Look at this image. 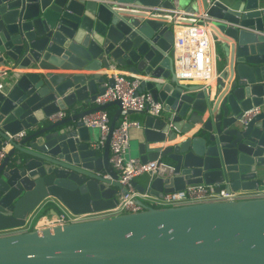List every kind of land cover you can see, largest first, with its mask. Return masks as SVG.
<instances>
[{
    "label": "water",
    "instance_id": "95a60500",
    "mask_svg": "<svg viewBox=\"0 0 264 264\" xmlns=\"http://www.w3.org/2000/svg\"><path fill=\"white\" fill-rule=\"evenodd\" d=\"M203 16L218 39L209 84L179 82L174 21ZM104 53L135 60L138 91L164 104L145 111L137 157L167 160L139 190L162 196L194 182L253 190L264 174V0H0V228L25 223L46 199L73 212L114 206L121 188L109 162L119 99L104 92ZM141 69V70H140ZM106 81L113 85V76ZM115 104L108 137L94 145L82 116ZM256 108L247 120L244 111ZM64 110L65 115H52ZM134 112L130 109L129 113ZM25 130L16 140L8 133ZM150 143L158 145L150 146ZM141 204H144L139 200ZM56 212L55 208L53 209ZM0 264H264V196L138 211L0 236Z\"/></svg>",
    "mask_w": 264,
    "mask_h": 264
},
{
    "label": "built area",
    "instance_id": "2783aa9c",
    "mask_svg": "<svg viewBox=\"0 0 264 264\" xmlns=\"http://www.w3.org/2000/svg\"><path fill=\"white\" fill-rule=\"evenodd\" d=\"M177 19L174 21V23ZM178 21L177 23H180ZM189 22V21H188ZM174 28V72L179 82L189 83L199 81L203 88L209 85V79L213 76L212 43L218 37L212 38L211 28L203 16H197ZM7 65H0V88L3 86V76L6 73ZM114 83L109 85L105 79L106 88L103 93L98 94L94 100L97 104H103L110 100L119 99L120 113L109 137V162L116 170L121 188L116 193V203L110 208L92 209L85 212H73L60 200L50 199L54 204L56 212L50 215L39 214L33 210L27 215L25 223L18 226L0 228V236L9 235L29 229H40L45 226L62 225L68 222H77L89 219H96L116 215L119 213L138 211L144 208V204L152 206H175L203 201L237 200L248 197L264 196V178L259 182L258 187L253 190L228 189L225 184L194 182L187 184L185 188L164 192L162 196L154 195L149 190H139L133 183L136 175L151 170L155 175H163L172 170V165L160 159L141 160L139 157L128 155L129 130L131 127H141V122L130 118L129 110L145 111L154 116L163 113L164 104L161 100L155 99L148 90L138 91L140 80L136 77H129L124 72H114ZM252 108L243 112L241 119L247 120L250 115L256 112ZM65 115L64 110H59L52 117L60 118ZM112 115L106 108L95 110L82 116L87 126H96L100 130L98 139L93 143L102 147L108 137ZM25 130L15 133H8L9 138L20 139L24 136ZM0 144V163L7 154L9 141L2 140ZM48 199L44 200L47 201ZM141 200L144 204L139 202ZM43 201V202H44ZM42 203V202H41ZM40 203V204H41ZM39 204V205H40ZM38 205V206H39ZM35 218V219H34Z\"/></svg>",
    "mask_w": 264,
    "mask_h": 264
},
{
    "label": "crops",
    "instance_id": "0c3cea01",
    "mask_svg": "<svg viewBox=\"0 0 264 264\" xmlns=\"http://www.w3.org/2000/svg\"><path fill=\"white\" fill-rule=\"evenodd\" d=\"M189 18H187L184 15H178L177 16V21L174 23V28L177 30L179 27L178 25L181 23H185L188 24L190 23ZM178 21H181L180 23H177ZM189 21V22H188ZM213 31L211 30V33ZM212 38L217 37L215 36L214 32L212 33ZM218 46L215 44V41H213L212 43V54L215 55L214 59H213V76L210 77L209 79V84L211 85L212 89L214 90V86L216 83V76H217V71L219 68V57L222 54L221 52H219V50L217 49ZM105 59L107 60V62L103 65H101L99 68L97 69H76V70H71V69H63V68H57L54 71H58V72H67V71H76V72H100L103 74L104 78L107 79L112 73L114 72H124L127 76L129 77H133L135 75H139L141 77H144V79L147 80H152V81H158L156 78H152L149 74L145 73L143 70L138 71L137 69V64L135 63V60H132L130 62V64H126L123 62V60H119L117 57H114L112 55H110L109 53H104L103 54ZM189 84H200L201 83L199 81H191L189 82ZM97 103L95 102H91V103H87V106H96ZM117 108V105L112 104L110 106V108L108 109L109 113H111L113 115V113L115 112ZM143 114V115H142ZM130 118L133 119H137L140 122H142L143 118H144V113L139 112V111H134L129 113ZM143 116V117H142ZM91 133L92 136L94 137V141H96L99 137L100 134V130L98 127L93 126L91 127ZM142 135H141V127H131L129 130V148H128V155H130L131 157H137L135 155H137V144L138 141L141 139ZM133 141V145H134V150H135V154L132 156L131 155V149H130V141ZM158 145V143H150V146H155ZM103 152V148L100 147L98 149V154L101 155ZM149 175L147 172H143L140 173L138 175H136L134 177V180H136L137 184H145L147 182ZM264 178V174L261 175V178L259 179V182H261V180ZM54 204L52 203V201L50 199H48L47 201L42 202L39 206H37V208H35L33 210V213L36 214H44V215H50V214H54L55 212L53 211L54 209Z\"/></svg>",
    "mask_w": 264,
    "mask_h": 264
},
{
    "label": "rangeland",
    "instance_id": "374dc122",
    "mask_svg": "<svg viewBox=\"0 0 264 264\" xmlns=\"http://www.w3.org/2000/svg\"><path fill=\"white\" fill-rule=\"evenodd\" d=\"M130 149H131V155L133 156L135 154V150H134V145H133V141L132 140L130 141ZM38 216H39V214H36L35 218L38 217Z\"/></svg>",
    "mask_w": 264,
    "mask_h": 264
},
{
    "label": "trees",
    "instance_id": "16d2710c",
    "mask_svg": "<svg viewBox=\"0 0 264 264\" xmlns=\"http://www.w3.org/2000/svg\"><path fill=\"white\" fill-rule=\"evenodd\" d=\"M110 106H111V105L107 106L106 109L108 110V109L110 108ZM110 114H111V113H110ZM111 115H112V114H111ZM142 115H143V114H142ZM142 117H143V116H142ZM165 161H167V160L165 159Z\"/></svg>",
    "mask_w": 264,
    "mask_h": 264
}]
</instances>
